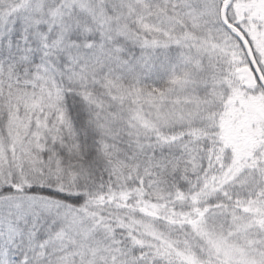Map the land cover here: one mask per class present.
I'll use <instances>...</instances> for the list:
<instances>
[{"label":"snow or ice","instance_id":"1","mask_svg":"<svg viewBox=\"0 0 264 264\" xmlns=\"http://www.w3.org/2000/svg\"><path fill=\"white\" fill-rule=\"evenodd\" d=\"M0 264H264V0H0Z\"/></svg>","mask_w":264,"mask_h":264}]
</instances>
